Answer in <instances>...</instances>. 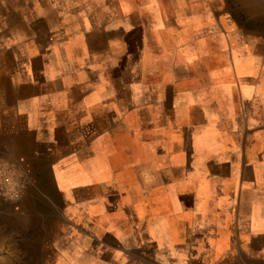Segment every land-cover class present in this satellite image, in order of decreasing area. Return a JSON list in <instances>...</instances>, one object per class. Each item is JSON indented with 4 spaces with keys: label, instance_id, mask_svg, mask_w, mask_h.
I'll return each instance as SVG.
<instances>
[{
    "label": "crops",
    "instance_id": "obj_1",
    "mask_svg": "<svg viewBox=\"0 0 264 264\" xmlns=\"http://www.w3.org/2000/svg\"><path fill=\"white\" fill-rule=\"evenodd\" d=\"M0 160L30 264H264V0H0Z\"/></svg>",
    "mask_w": 264,
    "mask_h": 264
},
{
    "label": "rangeland",
    "instance_id": "obj_2",
    "mask_svg": "<svg viewBox=\"0 0 264 264\" xmlns=\"http://www.w3.org/2000/svg\"><path fill=\"white\" fill-rule=\"evenodd\" d=\"M0 170L10 173L15 171L13 164L3 160H0ZM5 199L0 197V264H30L27 257L29 245L13 234V227L5 219Z\"/></svg>",
    "mask_w": 264,
    "mask_h": 264
},
{
    "label": "built area",
    "instance_id": "obj_3",
    "mask_svg": "<svg viewBox=\"0 0 264 264\" xmlns=\"http://www.w3.org/2000/svg\"><path fill=\"white\" fill-rule=\"evenodd\" d=\"M21 181L14 172L0 170V197L14 198L18 195Z\"/></svg>",
    "mask_w": 264,
    "mask_h": 264
}]
</instances>
